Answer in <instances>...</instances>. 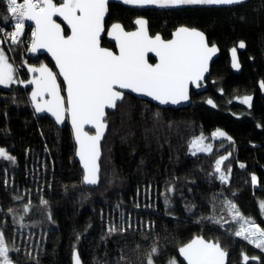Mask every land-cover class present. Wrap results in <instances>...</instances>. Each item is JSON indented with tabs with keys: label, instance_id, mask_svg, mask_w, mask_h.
<instances>
[{
	"label": "trees",
	"instance_id": "obj_1",
	"mask_svg": "<svg viewBox=\"0 0 264 264\" xmlns=\"http://www.w3.org/2000/svg\"><path fill=\"white\" fill-rule=\"evenodd\" d=\"M137 14L147 18L150 33L164 37L179 25L201 30L219 56L189 106L162 108L126 94L107 113L99 183L92 188L82 185L69 127L36 116L30 105L21 83L25 66L52 64L47 56L28 55L29 24L15 44L5 35L13 21L5 20L0 0V47L21 81L0 87V148L15 157L0 158V232L12 264H71L73 250L81 264H148L153 247V264H183L177 249L194 235L219 241L229 252L227 264H264V252L235 235L243 221L264 229L258 206L264 200V91L258 85L264 84V0L141 11L111 2L105 26L132 28ZM239 41L245 44L241 70L233 73L227 50ZM246 95L248 105L236 99ZM216 130L226 136L208 138L211 151H190L196 135ZM221 157H227L220 166L226 182L215 171ZM227 202L244 220L233 218Z\"/></svg>",
	"mask_w": 264,
	"mask_h": 264
},
{
	"label": "snow or ice",
	"instance_id": "obj_2",
	"mask_svg": "<svg viewBox=\"0 0 264 264\" xmlns=\"http://www.w3.org/2000/svg\"><path fill=\"white\" fill-rule=\"evenodd\" d=\"M125 4L138 6L156 5L158 7H175L180 5H233L242 0H123ZM7 13L5 20L14 21V30L5 35L15 44L25 31L26 21L35 24L32 35L31 52L46 49L55 59L59 75L63 77L67 96L61 95V86L57 76L46 65L39 68L29 67V72L39 73L28 83L35 85L31 99L36 112L48 111L57 123L65 120L66 114L71 118L75 140L79 145L77 155L83 164L84 182L97 184L100 156V141L107 128L106 109H115L123 101L124 92L117 89H130L132 92L151 97L161 104H178L189 99V84H196L208 71V62L217 51L215 45L209 47L202 32L180 27L173 33V39L164 41L158 34L154 38L148 35L146 21L138 19L140 27L135 32H125L118 23L108 30V35L115 39L119 54L100 46L101 33L104 29V17L108 0H5ZM54 16L61 17L71 29V35L65 36L64 29ZM3 29H0L2 32ZM243 42L239 48H244ZM232 67L239 68L237 50H232ZM154 53L158 63L150 64L146 59L148 53ZM13 67L8 63L4 52L0 50V85L7 86L13 80ZM23 83V82H21ZM264 87V84L261 85ZM45 94L49 99H44ZM39 98V101H38ZM251 97H245L248 103ZM211 103V101H208ZM85 125L95 128V135L84 131ZM214 137H224L226 133L217 130ZM228 139H231L228 137ZM190 147L197 151H211L210 145L203 144V137H197ZM195 154V153H193ZM0 158L15 162L4 148H0ZM227 157L216 161L215 171L220 173V180L227 181L221 171V164ZM243 167V165H241ZM230 171V169H229ZM252 176L253 184L256 183ZM46 203V201H44ZM229 211L234 212V219L241 216L236 205L227 202ZM264 210V202L261 203ZM25 211L28 207L25 206ZM249 227L241 225L235 232L237 237L255 243L264 250V229L250 221ZM111 228L109 231H115ZM149 253L148 264H153ZM187 264H225L227 252L219 242H206L201 237L179 249ZM249 258L244 256V260ZM256 259V257H252ZM74 264H80L79 256L73 252ZM0 264H12L9 248L3 233H0ZM170 264H176L175 260Z\"/></svg>",
	"mask_w": 264,
	"mask_h": 264
},
{
	"label": "water",
	"instance_id": "obj_3",
	"mask_svg": "<svg viewBox=\"0 0 264 264\" xmlns=\"http://www.w3.org/2000/svg\"><path fill=\"white\" fill-rule=\"evenodd\" d=\"M243 1H245V0H242V2H243ZM60 2H62V0H60L57 4H59ZM111 2H114V3H115V2L122 3L123 0H108L107 5H108L109 3H111ZM127 5L130 6V7H132V8H136V9H144V8H161V7H158V6H156V5H144V6H138V5H133V4H127ZM233 5H236V4H233ZM205 6H207V7H225V6H231V5H205ZM106 15H107V12L105 13L104 21H105ZM53 19H55L58 23L61 24V27L64 29V35H65V36L71 35V29L67 26V24H66L65 22H63V20H62L61 17L54 16ZM138 19H143V20L146 21V25H145V27H146V30H147L148 35H149L150 37L154 38L156 35H158V34H155L154 36H151V35L149 34V31H148V23H147L146 18H144V17H137V18H135V19L133 20L134 28L131 29V30H126V29L122 26V24H121L120 22H112V23H110L108 26H105V22L103 21L105 31H103V32L101 33V40H102L103 37H105V39H106L108 42H110V43L113 44V46H114V50H112L111 48H108V47L102 46L101 41H100V46L103 47V48H107V49H109V50H112L115 54H119V49L117 48L116 41H115L114 38H112V37H110V36L108 35V30L111 29V26H112L113 24L118 23V24H120V25L122 26V28L124 29L125 32H135V31H137V30L139 29V27H140L138 24H136V21H137ZM26 22H27V24H29V25L32 27V31H33V29L35 28V24H34V22H32V21H26ZM180 27H186V28H189V29H195V30H197V31L202 32L201 30H199V29H197V28H195V27H189V26H186V25H179V26H177V27L171 32V36H170L169 39H163L162 37H161V38H162L164 41L172 40V39H173V33H174L178 28H180ZM65 30L67 31L66 33H65ZM202 33H203V32H202ZM203 34H204V33H203ZM159 35H160V34H159ZM22 36H23V34L21 35V37H22ZM160 36H161V35H160ZM204 36H205V34H204ZM205 41H206V43L208 44L209 47L215 45L217 51L212 55L211 59L209 60V62H208V71L204 73V77L198 82L199 86H197L196 84H189V92H188L189 99H188V100H186V101H181V102L178 103V104H171V103L161 104L159 101H156V100L152 99V98L149 97V96H146V95H142V94H139V93L132 92L130 89H117V90H119V91H123V92H124V96H125L126 94H128V95H131V96H133V97H135V98H137V99H141V100L147 101V102H149V103H151V104H154V105H156V106H158V107H162V108H173V109H179V108H184V107L189 106V104H190V102H191V92L198 93V92H200V91L204 88V86H205V84H206V79L208 78V76H209V74H210L211 64H212V62H213V61L219 56V49H218L217 45H216V44H209L208 41H207V39H206V36H205ZM240 42H243V41H239L236 45L231 46V47L227 50V55H228V59H229V68H230V70H231L233 73H239L240 70H241V65H240V62H239V52L243 51L244 48H239V43H240ZM243 43H244V42H243ZM31 44H32V40H31V43H30L29 48H28V55L31 56L32 58H36V57H38V56H47V57H48V59L50 60V62H51L52 65H49V64H47L46 62H42L41 64L46 65V66H47V67H48V68H49L54 74H56V76H57V83L60 84V86H61V95L64 96V97L66 98L67 93H66L65 85H64V83H63V77L60 76V75L58 74V73H59V69H58V67L56 66L55 59L52 57V55H51L49 52H47L46 49H37V51H35V52H31V51H29V49H30V47H31ZM233 48H236V50H237V61H238L239 65H240L239 68H233V67H232V51H231V50H232ZM149 56H151V57L155 60L154 63H151V62L148 60V57H149ZM146 59L148 60V63H150V64H153V65H154V64L158 63V58L155 56L154 53H151V52L148 53V54L146 55ZM263 62H264V56H263ZM41 64H39V65H35V64H27V65L25 66V69H26V71H27V79L23 82L22 85H23V87L28 88V99H29L30 105H31V107L33 108V110H34L36 116H38V117L47 116L48 118H50V119L55 123V125H56L58 128H63L65 125H67V126L69 127V129H70V131H71V134H72V138H73L74 146H75L74 160H75L76 162H78L79 167H80V169H81V171H82V185H84V186H86V187H92V188H94V187L98 186V183H99V177H100V160H101V144H102V142H103V140H104V138H105V136H106V134H107L108 123H107V121H105L106 124H107V128H106V130H105V133H104V135H103V137H102V139H101V141H100V145H99V146H100V156H99V158H98V160H97V165H98V168H99V171H98V182H97V184H94V185H93V184H87V183L84 182L85 171H84L83 164H82V162H81V160H80V157L77 155V150H78L79 145L77 144V142H76V140H75L74 131H73V128H72V125H71V118H70L69 116H67V114H66V118H65V120H64L63 122H61V123H57L55 117H54L50 112H48V111H43V112H39V113H38V112H36V110H35V105H34L32 99H31V93H32L33 88L35 87V85L28 83V81L32 80L35 76H38L39 73H32V72H29L28 69H29V67L39 68V67L41 66ZM258 85H259L261 91L263 92L264 89H263V87H261L262 82L260 81ZM44 99H49V97L47 96V94H45ZM38 101H39V98H38ZM120 102H121V101H120ZM120 102H118V103H120ZM118 103H117V104H118ZM114 110H115V109H106V118H107V113H108V112H113ZM84 131L87 132L89 135H95V128H94L92 125H85V126H84ZM196 237H201V238H203L206 242H212V243L219 242V241H215V240H213V239H206V238H204L202 235H194V236H193L192 238H190L187 242H185L184 244L180 245V246L178 247V249H177V255H178V258L180 259V261H181L183 264H187V261L183 258V256L180 255L179 249H180L181 247H183L184 245L190 243V242H191L194 238H196ZM219 244H220V242H219ZM220 246H221V244H220ZM221 247H222V246H221ZM222 248H223V247H222ZM223 249H224V248H223ZM74 251L77 253L76 250H73V251H72V254H71V264H74V260H73V252H74ZM226 252H227V256H226V258H225V264L228 263V257H229V252H228V250H226ZM79 260H80V259H79ZM80 264H81V261H80Z\"/></svg>",
	"mask_w": 264,
	"mask_h": 264
},
{
	"label": "rangeland",
	"instance_id": "obj_4",
	"mask_svg": "<svg viewBox=\"0 0 264 264\" xmlns=\"http://www.w3.org/2000/svg\"><path fill=\"white\" fill-rule=\"evenodd\" d=\"M0 50H2L3 51V49L0 47ZM4 52V51H3ZM4 54H5V52H4ZM5 56H6V54H5ZM7 57V56H6ZM7 60H8V58H7ZM8 63H10L11 65H12V63L8 60ZM12 67H13V65H12ZM13 69H14V67H13ZM13 80L15 81V82H12V83H10V84H8L7 86H5V85H0V87H4V88H6V87H9L10 85H12V84H17V83H19V82H21V81H19L17 78H16V74H15V70L13 71ZM245 97H250V96H248V95H246V96H240V97H237L236 99L238 100V101H240V102H242V103H244V98ZM250 102V101H249ZM249 102L248 103H244L245 105H248L249 104ZM217 131V130H216ZM215 131V132H216ZM221 131V130H220ZM214 133V132H213ZM213 133H211V134H209V135H203V134H198V135H196L193 139H192V141L194 140V139H196L197 137H203V144L204 145H210L211 146V143H210V141H208V138H215L214 136H213ZM191 141V142H192ZM191 145V144H190ZM190 151L192 152V153H198V152H208V151H197L196 150V148H193V147H190ZM262 202H264V200H259L258 201V206H259V209H260V212H261V215H262V217H263V219H264V210H262L261 209V203ZM243 224V226L244 227H249V224L248 223H245V221H243L241 224H240V226H239V229L238 230H240V228H241V225ZM256 225V224H255ZM258 226V225H257ZM261 228V227H260ZM262 229V228H261ZM1 233V232H0ZM241 238H243V237H241ZM245 240V239H244ZM247 241V240H246ZM248 243H249V241H247ZM254 248H256V249H259V250H261V251H263L264 252V250H262V249H260V248H257L256 246H255V243H250ZM10 252V251H9ZM244 256H246V254H242V260H244Z\"/></svg>",
	"mask_w": 264,
	"mask_h": 264
},
{
	"label": "flooded vegetation",
	"instance_id": "obj_5",
	"mask_svg": "<svg viewBox=\"0 0 264 264\" xmlns=\"http://www.w3.org/2000/svg\"><path fill=\"white\" fill-rule=\"evenodd\" d=\"M115 3H118V2H115ZM118 4H121V5H123V6H127V7H129V8H132V7L128 6L127 4H125L124 2H122V3H118ZM187 6L207 7V6H205V5H180V6H175V7L144 8V9H136V8H132V9H135V10H138V11L146 10V9H156V10H175V9H180V8L187 7ZM231 6H233V5H231ZM225 7H227V6H225ZM137 17H144V18H146L145 16H143V15H141V14H137V15L132 19V28H129V29H126V30H131V29L134 28L133 20H134L135 18H137ZM146 20H147V18H146ZM147 23H148V20H147ZM176 27H177V26H176ZM176 27H175V28H176ZM175 28H174V29H175ZM174 29H172L171 32H172ZM171 32H170L169 36H166V37L162 36V34H161L160 32H155V33H150V32H149V34H150L151 36H154L155 34H160L161 37H162L163 39H169L170 36H171ZM102 39H104V40L106 41V43L111 44V46H109V45H105V44H103L102 46H105V47H108V48H111L112 50H114V46H113L112 43L108 42V41L105 39V37H103ZM101 41H102V40H101ZM101 44H102V43H101ZM148 60H149L151 63H154V62H155V60H154L151 56L148 57ZM37 65H39V64H37Z\"/></svg>",
	"mask_w": 264,
	"mask_h": 264
},
{
	"label": "built area",
	"instance_id": "obj_6",
	"mask_svg": "<svg viewBox=\"0 0 264 264\" xmlns=\"http://www.w3.org/2000/svg\"><path fill=\"white\" fill-rule=\"evenodd\" d=\"M19 2L20 3H23V0H19ZM26 23V27H25V31H26V29H27V22H25ZM14 30V21H13V23H12V27H11V32ZM25 31H24V33H25ZM24 33H23V35H24ZM20 38H22V37H20Z\"/></svg>",
	"mask_w": 264,
	"mask_h": 264
}]
</instances>
